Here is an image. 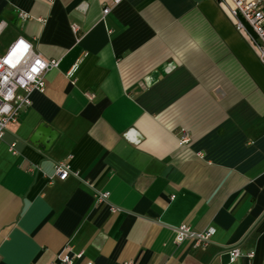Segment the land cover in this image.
<instances>
[{
  "label": "crops",
  "instance_id": "crops-1",
  "mask_svg": "<svg viewBox=\"0 0 264 264\" xmlns=\"http://www.w3.org/2000/svg\"><path fill=\"white\" fill-rule=\"evenodd\" d=\"M110 2L0 0V56L58 62L0 139V264H264V65L215 0Z\"/></svg>",
  "mask_w": 264,
  "mask_h": 264
},
{
  "label": "built area",
  "instance_id": "built-area-1",
  "mask_svg": "<svg viewBox=\"0 0 264 264\" xmlns=\"http://www.w3.org/2000/svg\"><path fill=\"white\" fill-rule=\"evenodd\" d=\"M122 0H111L110 5L102 10V16H106L112 6L118 5ZM219 7L231 20L235 30L240 33L250 45L261 65H264V0H215ZM20 20L28 19L22 12L18 13ZM4 24H0V33ZM77 30L76 26L72 27ZM0 56V139L6 132L9 124H15L21 115L30 107V96L33 92H44L45 73L50 68L58 66L57 61H46L37 52L33 45L17 38ZM188 142L187 135L179 140V145ZM54 175L59 180H65L72 174L67 165L58 163L54 167ZM107 192H95L97 203L107 202ZM111 211L116 209L111 207ZM174 242L179 244L185 240H192L194 246L206 245L213 235V230L194 232L190 227L181 225L173 228ZM70 246H66L58 255L57 261L52 264H75L81 254H72ZM229 254L230 262H234L242 256L236 247L223 250L222 254ZM251 260L253 252L244 255ZM89 264V263H88Z\"/></svg>",
  "mask_w": 264,
  "mask_h": 264
},
{
  "label": "rangeland",
  "instance_id": "rangeland-1",
  "mask_svg": "<svg viewBox=\"0 0 264 264\" xmlns=\"http://www.w3.org/2000/svg\"><path fill=\"white\" fill-rule=\"evenodd\" d=\"M8 37H9L8 33H4L3 35H1V37H0V52L2 51L4 44L8 40Z\"/></svg>",
  "mask_w": 264,
  "mask_h": 264
},
{
  "label": "water",
  "instance_id": "water-1",
  "mask_svg": "<svg viewBox=\"0 0 264 264\" xmlns=\"http://www.w3.org/2000/svg\"><path fill=\"white\" fill-rule=\"evenodd\" d=\"M230 248H224L223 250H229ZM222 262L223 263H229L230 262V256H229V254H223L222 255Z\"/></svg>",
  "mask_w": 264,
  "mask_h": 264
}]
</instances>
